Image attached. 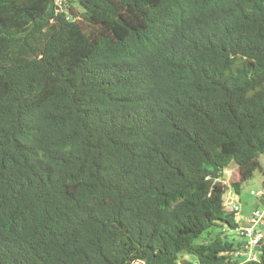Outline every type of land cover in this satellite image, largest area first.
Masks as SVG:
<instances>
[{
	"label": "trees",
	"instance_id": "16d2710c",
	"mask_svg": "<svg viewBox=\"0 0 264 264\" xmlns=\"http://www.w3.org/2000/svg\"><path fill=\"white\" fill-rule=\"evenodd\" d=\"M60 4L0 0V264H229L264 0Z\"/></svg>",
	"mask_w": 264,
	"mask_h": 264
},
{
	"label": "built area",
	"instance_id": "2783aa9c",
	"mask_svg": "<svg viewBox=\"0 0 264 264\" xmlns=\"http://www.w3.org/2000/svg\"><path fill=\"white\" fill-rule=\"evenodd\" d=\"M251 194L257 196L255 191H251ZM261 196H264V188L260 193ZM226 202L227 206L235 213L234 220L237 227L234 232L237 233L240 239L231 254V258L228 261L229 264L260 263L264 246V210L253 209L250 214H244L241 211L242 204L238 199L227 196Z\"/></svg>",
	"mask_w": 264,
	"mask_h": 264
},
{
	"label": "rangeland",
	"instance_id": "374dc122",
	"mask_svg": "<svg viewBox=\"0 0 264 264\" xmlns=\"http://www.w3.org/2000/svg\"><path fill=\"white\" fill-rule=\"evenodd\" d=\"M63 0H57V2L60 4ZM61 5V4H60ZM261 163L264 168V156L261 157ZM264 188V175L261 172H256L254 178L248 182H246L243 185L242 188V194L240 195L242 197V207L241 211L244 212H250L253 208L254 202L256 198L260 197V193L262 189ZM251 191H255L257 193V196H253L251 194ZM239 196V195H237ZM248 203L247 205L245 203ZM212 236H216L222 232L221 227H214L211 230ZM227 237L226 239L228 241H232L235 245H238L240 239L237 236V233L234 231H227L225 234ZM184 259L191 260V257L186 256ZM135 264H144L142 262L135 263Z\"/></svg>",
	"mask_w": 264,
	"mask_h": 264
},
{
	"label": "crops",
	"instance_id": "0c3cea01",
	"mask_svg": "<svg viewBox=\"0 0 264 264\" xmlns=\"http://www.w3.org/2000/svg\"><path fill=\"white\" fill-rule=\"evenodd\" d=\"M227 196H232L235 199H238L242 204V197L240 195L237 196V194L235 195L234 192H230ZM257 203H260V205L264 207V196L256 198L252 210L250 212H244V214H250L253 211L255 204ZM245 204L247 205L248 203L246 202Z\"/></svg>",
	"mask_w": 264,
	"mask_h": 264
},
{
	"label": "water",
	"instance_id": "95a60500",
	"mask_svg": "<svg viewBox=\"0 0 264 264\" xmlns=\"http://www.w3.org/2000/svg\"><path fill=\"white\" fill-rule=\"evenodd\" d=\"M254 209H258L260 211L264 210V207L260 205V203L255 204ZM199 263V261L195 257H191V260L184 259L181 261V264H194Z\"/></svg>",
	"mask_w": 264,
	"mask_h": 264
}]
</instances>
